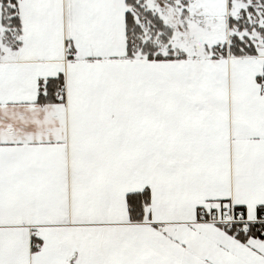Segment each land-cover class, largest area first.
Listing matches in <instances>:
<instances>
[{"label":"snow or ice","instance_id":"snow-or-ice-1","mask_svg":"<svg viewBox=\"0 0 264 264\" xmlns=\"http://www.w3.org/2000/svg\"><path fill=\"white\" fill-rule=\"evenodd\" d=\"M0 264H264V0H0Z\"/></svg>","mask_w":264,"mask_h":264}]
</instances>
